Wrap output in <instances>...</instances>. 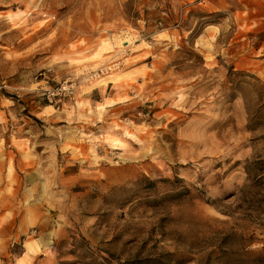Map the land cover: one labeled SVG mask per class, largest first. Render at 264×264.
I'll use <instances>...</instances> for the list:
<instances>
[{
    "label": "rangeland",
    "instance_id": "obj_1",
    "mask_svg": "<svg viewBox=\"0 0 264 264\" xmlns=\"http://www.w3.org/2000/svg\"><path fill=\"white\" fill-rule=\"evenodd\" d=\"M254 158L264 0H0V264H264Z\"/></svg>",
    "mask_w": 264,
    "mask_h": 264
},
{
    "label": "trees",
    "instance_id": "obj_2",
    "mask_svg": "<svg viewBox=\"0 0 264 264\" xmlns=\"http://www.w3.org/2000/svg\"><path fill=\"white\" fill-rule=\"evenodd\" d=\"M244 169L249 184L239 189L237 200L247 205V210L254 212L256 217L259 216V220H264L262 217L264 216V159L254 158L245 165Z\"/></svg>",
    "mask_w": 264,
    "mask_h": 264
},
{
    "label": "built area",
    "instance_id": "obj_3",
    "mask_svg": "<svg viewBox=\"0 0 264 264\" xmlns=\"http://www.w3.org/2000/svg\"><path fill=\"white\" fill-rule=\"evenodd\" d=\"M56 90H58L59 92H60V91H70V87H68V86H64V85H61V86L58 87Z\"/></svg>",
    "mask_w": 264,
    "mask_h": 264
}]
</instances>
